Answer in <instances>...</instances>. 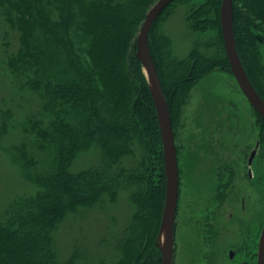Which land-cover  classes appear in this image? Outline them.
<instances>
[{"label": "trees", "instance_id": "1", "mask_svg": "<svg viewBox=\"0 0 264 264\" xmlns=\"http://www.w3.org/2000/svg\"><path fill=\"white\" fill-rule=\"evenodd\" d=\"M142 1L0 0V15L10 27L6 46L14 36L18 39L14 43L18 48H7L0 63L17 87L40 99L36 112L23 121L22 140L14 146L37 191L0 205V264H77L82 257L78 246L67 259L60 254L54 237L57 220L93 207L105 195L113 201L124 188L132 189L130 199L146 217L139 219L141 215L134 213L127 233L117 241L121 255L115 264H161L151 231L159 230L163 210L162 139L133 41L146 17L140 16ZM206 2L193 4L187 16L191 28L200 33L193 51L197 57L180 59L173 49L165 55L159 51V41L166 39L158 24L170 6L150 31V50L162 86L169 81L171 87H181L174 93L179 105L187 98L193 75L214 65L230 66L220 20L222 0ZM212 5L217 6L218 21L211 15ZM233 12L241 60L264 100V89L257 83L264 84V57L252 33L264 32V0H233ZM208 21L219 24L215 39L202 32ZM164 56L170 69L163 67ZM171 112L174 126L173 108ZM7 126L6 120L0 134ZM93 148L100 151L99 161L91 159L82 166L83 155ZM153 193L154 204L149 202Z\"/></svg>", "mask_w": 264, "mask_h": 264}, {"label": "rangeland", "instance_id": "2", "mask_svg": "<svg viewBox=\"0 0 264 264\" xmlns=\"http://www.w3.org/2000/svg\"><path fill=\"white\" fill-rule=\"evenodd\" d=\"M174 1L164 10L165 14L158 24L166 39L165 42L159 41V51L166 54L167 49H173V54L180 59L190 55L197 57L193 51L200 33L191 28L187 16L193 4L207 2ZM157 2L143 0L140 16L147 15ZM211 7V15L218 21L217 6ZM9 31L10 27L3 23L0 15L1 57L7 55V48L10 47L9 51L18 48L14 45L18 40L15 36L11 38V46H6L8 39L5 33ZM139 32L133 39L136 43ZM202 32L209 39H215L220 34L219 24L208 21ZM252 33L264 57V32L253 30ZM163 60V67L170 69L169 58L164 56ZM228 69H231L230 66L224 63L193 75L187 98L180 105L174 93L181 87H171L169 81L163 87L170 112L173 108L176 116L173 129L180 178L173 264H257L258 245L264 226V121ZM257 83L261 90L264 89V84ZM39 101L37 95L17 87L7 66L0 63V127L6 120L9 124L6 131L0 134V205L22 194L37 191V186L25 175L14 146L22 140L23 121L28 114L36 112ZM160 145L163 150V143ZM83 156L82 166L86 167L91 159L96 163L99 161L100 151L93 148ZM231 163L242 172L238 178V200L227 204L218 198L220 195L216 197L221 184L218 171ZM75 165L78 167V161ZM249 171L252 172L251 177ZM84 181L86 178L80 184L84 185ZM131 194L132 189L124 188L113 201L105 195L93 207L80 208L65 219L57 220L54 237L63 259L70 257L78 246L82 257L77 264H115L121 255L117 241L127 233L126 227L134 213L141 215L139 219L146 217L139 205L131 201ZM156 194L149 197L150 203L156 202ZM163 196L164 210L166 181ZM161 220L162 215L159 224ZM151 232L153 246L162 256L157 245L160 228ZM231 249L236 251L233 258L230 256ZM147 259L149 256L145 255L144 261Z\"/></svg>", "mask_w": 264, "mask_h": 264}, {"label": "water", "instance_id": "3", "mask_svg": "<svg viewBox=\"0 0 264 264\" xmlns=\"http://www.w3.org/2000/svg\"><path fill=\"white\" fill-rule=\"evenodd\" d=\"M174 0H158L149 10L137 38V57L141 61L156 108L163 143L166 198L157 245L162 251L161 264H173L175 224L179 199V168L171 112L149 45L152 25L160 13ZM220 20L224 45L231 71L240 89L264 121V100L254 87L241 60L235 34L233 0H222ZM254 154L250 158L252 163ZM162 241V242H161ZM257 264H264V227L259 242Z\"/></svg>", "mask_w": 264, "mask_h": 264}, {"label": "flooded vegetation", "instance_id": "4", "mask_svg": "<svg viewBox=\"0 0 264 264\" xmlns=\"http://www.w3.org/2000/svg\"><path fill=\"white\" fill-rule=\"evenodd\" d=\"M242 172L239 170V168L235 167L234 164L231 163L230 166L226 167L225 169L220 168L218 171V178L221 180V184L218 185L217 194L216 197L221 200H225L223 202L225 203H235L238 200L239 192H238V181H239V173ZM249 176H252V172L249 171ZM234 182V183H233ZM221 193V194H220ZM215 199V197H213ZM218 200V199H217ZM178 211V210H177ZM178 213V212H177ZM233 217V213L231 214ZM177 219V215H176ZM264 227V226H263ZM176 229L177 225L175 224V237H176ZM263 231V229H262ZM262 234V232H261ZM261 238V236H260ZM260 242V240H259ZM245 248V246H243ZM258 251H259V245H258ZM230 256L231 258L236 256L235 250H230Z\"/></svg>", "mask_w": 264, "mask_h": 264}]
</instances>
